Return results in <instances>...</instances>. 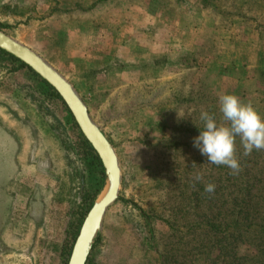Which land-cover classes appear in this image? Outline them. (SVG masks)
<instances>
[{
    "label": "rangeland",
    "instance_id": "obj_1",
    "mask_svg": "<svg viewBox=\"0 0 264 264\" xmlns=\"http://www.w3.org/2000/svg\"><path fill=\"white\" fill-rule=\"evenodd\" d=\"M0 30L72 83L118 154L119 199L87 264H181L186 244L198 247L202 238L192 226L210 212L207 204L192 207L196 175L204 192L213 177L215 185L230 173L193 146L200 113L226 125L219 98L232 94L264 117V0H0ZM4 66L0 58V115L12 116L2 101H13L14 89L25 85L46 100L54 112L46 119L56 124L37 142L27 136L16 156L13 204L19 223L29 220L25 231L0 234V264H63L80 206L101 192L105 174L99 186L67 106L28 71ZM261 151L248 156L252 174L264 169ZM240 153L235 149L243 163ZM257 188L263 196L264 184Z\"/></svg>",
    "mask_w": 264,
    "mask_h": 264
},
{
    "label": "trees",
    "instance_id": "obj_2",
    "mask_svg": "<svg viewBox=\"0 0 264 264\" xmlns=\"http://www.w3.org/2000/svg\"><path fill=\"white\" fill-rule=\"evenodd\" d=\"M0 58L5 65L4 67L11 73L28 71L40 87L45 85L49 88L51 98H54L57 103L61 102L66 107L61 97L25 64L2 50H0ZM13 94V101H2V103L10 105L6 107L7 112L12 113V116L5 120L0 115V234L2 237L8 231L13 233L14 228L25 231V222L29 220V215H26L25 219L19 223L23 217L20 218L21 214L15 211L16 207L13 204L15 203V185L19 180L21 170V166L16 163V156L22 149L26 148L24 139L29 136L31 137L29 141L35 140L37 142L40 140L42 131H52V127L56 124L55 119H51L48 123L47 114L53 116L54 112L46 104V100L36 97V92L31 87L25 85L17 87ZM66 110L71 114L68 108ZM14 122L17 128L11 124ZM74 124L77 128V124ZM80 135L88 155V158L85 159L89 161L87 166L93 170V174L95 173L93 177L99 186H102L104 181L102 163L87 140L82 134ZM237 147L238 145L235 149L244 155L242 144ZM261 153L264 152L261 151ZM248 156L244 155L247 160L240 163L241 167L238 174L226 173V176L215 178L217 182L215 181V191L212 194L205 191L200 192V182H205L203 179L197 182L194 180V185L190 187L192 207L194 210H199L201 206L205 207L207 204L210 212L206 221H197V224L192 226L191 230L201 233L202 238L198 247L186 244L185 256L181 264H195L196 258L199 259L198 264H201V258L204 260L202 264H264V228L260 229V223L264 224V195L262 196V192H258L257 188L260 183L264 184V169L259 173L252 174L251 167L248 166L250 163ZM213 181L214 177L210 183ZM98 192L99 189L83 201L80 206V220L63 253L65 261L63 264L69 262L81 225ZM33 201H37L35 196L29 199V203ZM206 214L208 213L206 212ZM21 224L23 228H21ZM254 226L256 227L253 229ZM2 243H4L3 238ZM243 245L248 247L244 253L241 252ZM90 259L87 263L90 262Z\"/></svg>",
    "mask_w": 264,
    "mask_h": 264
},
{
    "label": "water",
    "instance_id": "obj_3",
    "mask_svg": "<svg viewBox=\"0 0 264 264\" xmlns=\"http://www.w3.org/2000/svg\"><path fill=\"white\" fill-rule=\"evenodd\" d=\"M0 50L29 67L61 97L81 134L102 163L105 174L104 186L84 218L68 262V264H87L102 234L106 214L119 199L123 177L118 154L102 128L93 121L86 103L64 75L36 51L2 30H0Z\"/></svg>",
    "mask_w": 264,
    "mask_h": 264
},
{
    "label": "clouds",
    "instance_id": "obj_4",
    "mask_svg": "<svg viewBox=\"0 0 264 264\" xmlns=\"http://www.w3.org/2000/svg\"><path fill=\"white\" fill-rule=\"evenodd\" d=\"M220 112L226 125H218L214 117L207 111L200 113L203 128L193 138V146L199 150L208 164L225 166L230 174L240 171V163L235 157V141L239 137L244 155H250L253 150H264V117L251 106L243 103L237 96L224 94L219 98ZM202 177L198 174L196 181ZM205 192L212 194L215 185H205Z\"/></svg>",
    "mask_w": 264,
    "mask_h": 264
},
{
    "label": "crops",
    "instance_id": "obj_5",
    "mask_svg": "<svg viewBox=\"0 0 264 264\" xmlns=\"http://www.w3.org/2000/svg\"><path fill=\"white\" fill-rule=\"evenodd\" d=\"M228 46H229V44H228ZM228 46H226V47H223V48H225V49H223V50H226V49H228ZM222 49V48H221ZM79 50V51H78ZM82 50V48L81 47H78V48H76V51L75 52H77L78 51V53L80 52ZM130 56L129 57H127V59L128 60H134L135 58H133V56H134V54L133 53H130L129 54ZM73 57H75V56H73ZM74 59V58H73ZM72 59V60H73ZM169 60V59H168ZM171 60H174L173 58H171Z\"/></svg>",
    "mask_w": 264,
    "mask_h": 264
}]
</instances>
